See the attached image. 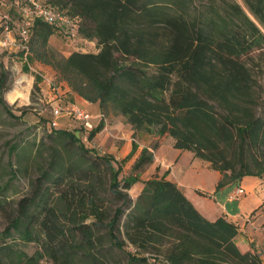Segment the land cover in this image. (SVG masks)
Listing matches in <instances>:
<instances>
[{
  "label": "trees",
  "instance_id": "1",
  "mask_svg": "<svg viewBox=\"0 0 264 264\" xmlns=\"http://www.w3.org/2000/svg\"><path fill=\"white\" fill-rule=\"evenodd\" d=\"M43 1L76 20L77 38L97 49L61 56L49 44L60 29L34 21L28 58L48 66L55 82L96 104L102 118L122 116L134 137H153L154 148L166 137L173 148L208 162L221 175L217 189L247 176L264 183V99L250 64L258 52L264 66V0H241L243 6L233 0ZM0 106L17 118L2 98ZM103 127L101 119L87 139ZM51 136L75 149L77 159L59 168L53 154L48 169L16 202L3 199L7 187L0 186L7 221L0 230V264H38L43 257L75 264L79 249L87 264H102L94 254L102 228L108 250L125 255V264L154 263L125 251L119 228L140 253L166 243V264H263L253 246L234 242L236 225L205 219L165 176L143 181L132 200L127 192L152 163L151 152L135 141L126 157L137 155L132 175L119 178L121 167L109 156H94L73 132L55 130ZM107 176L108 193L121 201L112 216L100 205ZM29 244L37 245L32 254L25 250Z\"/></svg>",
  "mask_w": 264,
  "mask_h": 264
},
{
  "label": "rangeland",
  "instance_id": "2",
  "mask_svg": "<svg viewBox=\"0 0 264 264\" xmlns=\"http://www.w3.org/2000/svg\"><path fill=\"white\" fill-rule=\"evenodd\" d=\"M242 5L241 0H233ZM199 5V4H198ZM196 3V6H198ZM3 10H0V15ZM50 47L54 49L59 55L67 57L72 52H97L94 42L82 41L76 37L68 38L61 34H55L50 42ZM258 52L252 54V72L253 77L257 83L256 92L260 94L261 100L264 99V66L263 61L257 58ZM3 79V80H2ZM38 83V90L34 89V84ZM58 85L49 72L42 68H38L29 58L26 60L20 57L0 53V98L10 107L12 114L16 119L10 117L3 107L0 106V186L7 187L2 198L8 201L16 202L24 195L31 191V185L43 171L47 170L52 162V156L55 155V165L57 167H70V163H74L77 159V151L70 146L59 142L51 136L55 130H65L73 132L80 138L81 144L88 149L94 156H110L106 154L102 147L88 139H84L85 131L79 122L72 119V117L65 111L68 105L64 99L49 98L47 92L52 89H57ZM59 98V101H58ZM55 107L63 109L61 116L57 119V127L52 128V110ZM116 117V116H115ZM119 117V116H117ZM103 119L101 116L95 120L92 119L90 124L94 128L98 121ZM120 119V117L118 118ZM122 121L119 125V132H126L128 126ZM137 143H146L150 141V145L154 146L155 139L150 136L137 135L133 136ZM167 140L168 138H159V140ZM158 141V140H156ZM111 157V156H110ZM111 159H113L111 157ZM114 160V159H113ZM132 163L131 161H129ZM128 162L127 166H121V173L119 178H126L132 175V165ZM114 167L120 166L119 162L113 163ZM80 166V165H79ZM86 165H81L80 168H85ZM142 173L137 174L139 180L145 179L147 176H142ZM13 178V179H12ZM203 186H208L210 182L209 177H204ZM190 185L193 186L194 179L188 178ZM248 181V180H247ZM105 190L100 191V205L102 210L109 212L112 216L114 210L121 205V201L117 200L113 195L108 193L109 177L104 179ZM83 185V184H82ZM84 186V185H83ZM205 190V187H199ZM132 200L136 199L137 188L132 187L128 192ZM189 198L195 200L199 204L203 200V196H198L195 199L190 192L187 193ZM187 197V198H188ZM188 198V199H189ZM207 203H211L208 198ZM53 204L58 209H61V204L57 196L52 198ZM190 200V199H189ZM198 206V205H197ZM62 221L69 223L68 218ZM91 219H87L84 223L87 224ZM106 222V221H105ZM7 225L6 218L0 212V230H3ZM71 226V225H70ZM255 232V231H252ZM261 231L257 229V233L252 236L245 237V243L253 246L254 250L259 251L263 248L264 238L258 234ZM97 235H102L100 243H97L95 256L102 260V264H125L126 256L122 253L108 250L110 245L105 236V229H99ZM118 238L124 243L125 251L132 255L139 254V256L147 257L150 263L166 264L165 250L167 244L156 245L154 249L148 252L140 253L126 238L122 228L117 232ZM250 239L251 241H249ZM80 239L77 238V241ZM257 244L255 247L254 245ZM37 249L36 244H29L25 246L28 254H32ZM86 252L79 249L75 264H87ZM259 256H264L260 252ZM264 261V258H263ZM38 264H53L52 261L43 257Z\"/></svg>",
  "mask_w": 264,
  "mask_h": 264
},
{
  "label": "crops",
  "instance_id": "3",
  "mask_svg": "<svg viewBox=\"0 0 264 264\" xmlns=\"http://www.w3.org/2000/svg\"><path fill=\"white\" fill-rule=\"evenodd\" d=\"M53 35L49 44L52 40ZM38 68H42L49 72L51 77L55 79V73L48 67L37 62H33ZM58 88L52 89L47 92L50 100H55L57 97L64 99L68 105H76L86 111L92 116V119L97 120L101 115L98 106L96 104H90L81 99L77 95L71 92L70 88L64 82H56ZM58 98V101H59ZM120 117V119H118ZM115 117L108 115L103 118L104 127L96 134L91 140L97 146L102 147L106 154L110 155L114 161L119 162L120 167L124 164L127 166V155L132 149L133 130L130 125L127 124L122 116ZM129 127L126 132H119V125H122V121ZM100 121H98L99 123ZM97 123V124H98ZM136 142V141H135ZM137 143V142H136ZM140 149L146 148L152 154V163L149 164L146 169L141 172L142 176H147L145 179L140 180L133 187L137 188L138 196L142 182L149 180L155 176H165V179L175 184L181 193L187 198V193L198 199V196H203V200L196 205L192 198H187L193 207L208 221H215L218 218H223L226 221L233 223L238 228V235L234 238V242L240 245H247L245 243V237L252 236L257 233V229L261 231L258 235L264 238V229L262 224L264 223V183L252 176L242 178L236 183H227L221 188L217 189V185L221 179L219 172L210 168V164L198 158H195L191 152L177 150L173 148L172 140L167 139L163 142H159L154 146L150 145V141L146 143H137ZM109 156V157H110ZM110 157V158H111ZM131 160L133 165L134 159ZM132 168V167H131ZM140 176V178L142 177ZM204 177H209L210 182L208 186H203ZM188 178L194 179L193 186L188 183ZM248 180V181H247ZM205 187L199 188V187ZM240 187L244 191L243 197L238 201H231L230 196L234 193L235 189ZM208 198L211 203H207ZM255 231V232H252ZM251 241L250 239H248ZM255 247L257 244L254 245ZM259 255L260 252L264 254L263 248L259 251L255 250ZM262 263L264 264V256H260Z\"/></svg>",
  "mask_w": 264,
  "mask_h": 264
},
{
  "label": "built area",
  "instance_id": "4",
  "mask_svg": "<svg viewBox=\"0 0 264 264\" xmlns=\"http://www.w3.org/2000/svg\"><path fill=\"white\" fill-rule=\"evenodd\" d=\"M15 13L12 14V0H0V49L13 54L21 53V59L28 58V43L34 21L38 20L50 26H57L59 34L64 37L74 38L77 36V21L72 20L57 7L46 4L43 0H19L15 2ZM63 109L55 107L52 110V128H56L57 119ZM65 111L79 122L86 135L93 129L90 121L92 116L76 105H70ZM102 117V116H101ZM87 139V136L84 137ZM244 195L242 188L237 187L231 194V201H238Z\"/></svg>",
  "mask_w": 264,
  "mask_h": 264
}]
</instances>
